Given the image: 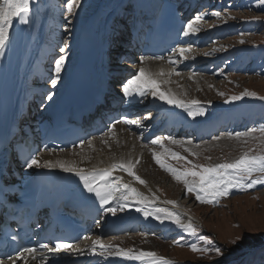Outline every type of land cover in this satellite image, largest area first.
Returning <instances> with one entry per match:
<instances>
[{
  "label": "snow or ice",
  "instance_id": "snow-or-ice-1",
  "mask_svg": "<svg viewBox=\"0 0 264 264\" xmlns=\"http://www.w3.org/2000/svg\"><path fill=\"white\" fill-rule=\"evenodd\" d=\"M33 2L34 0H0V56L4 55L8 46L11 38L10 30L13 28L14 22L18 21L21 25H27L30 22ZM259 2L260 4H264V0H259ZM80 4L81 0H66L65 8L69 17L76 12ZM211 15L219 18L220 13L218 11H213ZM203 19L204 17L202 15H196L183 25V31L180 35L189 37L190 35H195L200 32L199 22ZM66 20L67 24L65 25V30L67 31L72 21L68 19V17H66ZM240 43H244V41L241 40ZM67 47L68 42L65 40L64 45L59 48L60 55L54 59L53 74L49 81L52 89L56 88L60 81V74L65 66V50ZM190 51V45L188 47L173 49V54L167 57L169 65L180 63L179 58L189 59L190 57L187 53ZM212 51H216V49ZM210 54V52L204 53L206 56ZM139 59L141 64L139 69L132 74L129 79L119 84L120 91L126 100L132 101L141 98L142 102L143 99H146L150 95L154 100H159L167 105L181 109L192 120L206 115V109L203 107L201 101L196 99L185 101L173 93L171 88H167L164 91L161 90L162 84L167 85L171 83L166 77L180 75L175 67H172L168 72H165L163 68L158 72H152L144 66V62L147 60H164V57L141 56ZM189 79H191V76H189ZM53 95L54 93L49 91L45 99L51 100ZM218 95L224 96V93H218ZM244 97L258 98L264 101V96L258 97L257 93L245 89L239 95L227 97L224 103L228 104L239 101ZM208 104H211V101H208ZM148 118L149 116L146 115L143 117V120H147ZM115 123H123L129 127L133 125L137 127L144 126L142 119L139 118L130 119L128 117H121V119L115 121L114 124ZM114 124L108 127L107 132L104 134L105 136L114 135ZM225 137L229 140L240 142L242 149L244 145H248L250 142H254L256 147L243 149L238 157L232 160L222 159L221 162L215 164L194 163L192 160H189L187 156L173 151L163 143V141L166 140L171 145L181 147L184 152L188 153V156L199 157L201 152L195 151L194 149L200 148V145L194 144L191 139L181 140L175 139L172 136H156L150 143L152 145H158L162 151H156L154 149L149 150L152 160L163 171L171 175L173 180L183 185L185 195L191 193L200 204L215 205L219 203L220 198L229 196L234 189L243 192L254 188L257 184L264 185V124L249 127L244 131L225 132L222 133L221 136H214L213 139L219 141L221 138ZM102 142L107 143L106 140ZM85 143L90 148L93 146L91 139L87 141L81 140L80 142L81 145ZM206 150L207 149H204V151ZM40 151L52 152L55 150L45 145ZM166 158L183 161L184 163L180 168L173 167L166 162ZM82 159H88V157H82ZM204 159L211 160L212 158L210 156H205ZM137 163H139L138 158L135 162L131 159L127 161L121 160L119 162H113L104 168L93 166L89 170L78 167L74 161L60 159L55 161H41L35 154H29L23 160L25 169H59L64 173L76 176L82 184L84 191L95 197L99 202L100 210L105 214L115 216L117 212H123L126 208L132 207L133 204L131 202H134L135 210L141 213L145 219L151 217L154 220H158L161 224L164 223L165 220H168L188 235L198 237V239L203 241L206 245L205 247H198L196 244H191L189 245L191 251L199 252L204 256H208L212 252H214L217 257L223 256L224 251L221 247L216 246L213 240L208 236L199 235V230L193 225L191 220L186 222L179 213L173 210L177 206L176 201H163L164 205H172L173 209L156 206L155 202L158 197L155 193L146 196L144 193L138 191L137 188L132 187L130 183H120L121 177L112 176L115 170H122L139 184L146 185V181L133 171ZM113 202H115L114 205ZM96 224L100 225V220H97ZM13 239H15V237H13ZM242 239L243 237H236L231 243L236 245L237 242ZM173 243L180 246V241L178 240L173 241ZM70 249L81 255L87 252L88 254L100 255L105 258L108 256L122 257L129 261H139L140 264H172V261L166 260L156 252L134 250L133 248L125 249L111 244H104L100 237L92 240L91 246L87 248L75 247L72 243L63 240L42 242L39 243L38 246L20 248L19 251L15 253V256L8 255L6 260L7 264H17L18 261L29 264V261L46 260L47 256L45 253L68 252ZM247 255L249 259L243 261L242 264H264V245H261L258 251L255 249L250 250ZM209 259H211V257H209ZM0 264H6L5 260L0 259Z\"/></svg>",
  "mask_w": 264,
  "mask_h": 264
},
{
  "label": "rangeland",
  "instance_id": "rangeland-1",
  "mask_svg": "<svg viewBox=\"0 0 264 264\" xmlns=\"http://www.w3.org/2000/svg\"><path fill=\"white\" fill-rule=\"evenodd\" d=\"M85 1L86 0H81L80 7L83 6ZM83 7L85 8L86 6ZM54 8L56 9V7ZM73 17L74 15H71L68 18L71 20ZM209 17L211 18L206 20L204 26V28H206L204 30L210 28L211 30L209 31L215 34L213 43L209 44V46L207 43L205 47L201 48V44L195 42L198 48H192V52H195L197 49L198 51L196 53L210 52L211 54L207 56H215V58L219 57L221 54L226 59L236 60L237 62H241L238 60V57L241 53H244L246 61L250 59L247 73H235V75L232 76L230 75L231 72L228 74L219 71L213 76H207L203 74H192L190 71L176 70L180 75L166 77L171 83L163 86V89L166 90L170 84L172 86L174 84L175 87L172 88V91L179 98L185 101L191 99L201 101L203 107L206 109L205 116H209L213 112H219L221 110L235 109L238 106L236 104L238 102L258 99L244 97L239 101L228 104L224 103L227 97L239 95L245 89L257 93L258 97L264 96V4H260L259 0H234L223 8L219 18L213 17L212 15ZM244 19H246L247 22L240 23V20L243 21ZM231 21L235 23L237 27L240 26L237 34L221 36L217 28L212 29V27H216V24H227ZM225 27H227V25ZM241 40H243L244 43H240ZM239 47L242 48L237 50L236 48ZM213 49H216V51H212ZM196 58L197 60L204 59L202 56ZM228 67L229 65L225 64L224 71H227L225 68ZM189 76H191L193 81L189 79ZM171 85L170 87H172ZM176 87H178V89ZM197 93L201 94L197 95ZM218 93H224V96H220ZM208 101H211V104H208ZM153 103L154 99L151 104ZM175 139L186 140L176 137ZM230 141L234 142L225 137L221 138L219 141L211 140L197 143L200 145V148L194 150L201 152L199 157L188 156V153L184 152L181 147L171 145L166 140L163 141V143L166 147L181 153V155L187 156L189 160L197 164H215L221 162L222 159L232 160L238 157L243 149L256 147L254 142H250L248 145H244L242 149L238 141L234 142L237 144L235 146H233V144L221 146V144ZM150 149L162 151L158 145L151 146ZM204 149L207 150L204 151ZM80 151L81 150L78 149L76 153ZM146 154L151 158L152 165H150L148 172H144V176L145 179H152L156 192L162 197L161 200L176 201L178 204L177 207H180V209L183 208L182 210L185 212L187 211V213L191 215L192 220H195L193 225L199 230V235H206L212 239L216 246L221 247L224 251V255L217 257L215 253L212 252L208 256H204L199 252L191 251L189 247L191 244H196L198 247H205L206 245L203 241L199 240L198 237L190 236L178 227L173 229L175 232L172 233V238L170 240L169 238L166 240L165 237L163 238L157 235L156 232L150 235L137 233L123 240L117 239L118 241L111 237L104 240L120 248H133L134 250L146 249L145 251L156 252L166 260L172 261V264H242L243 261L249 259L247 254L250 250L255 249L258 251L261 245H264V185L257 184L254 188L243 192L234 189L229 196L220 198L219 203L215 205L200 204L191 193L185 195L183 185L173 180L171 175L163 171L152 160L150 150L146 151ZM205 156H210L212 159L205 160ZM166 162L177 168H180L184 163L183 161H176L170 158H166ZM107 215V218L113 216L111 214ZM148 236L152 237V240L149 239ZM135 237L138 238L136 239ZM236 237H243V239L238 241L236 245H233L231 241ZM177 240L180 241V246L173 243V241ZM209 257H211V259H209ZM129 263L135 264L133 262Z\"/></svg>",
  "mask_w": 264,
  "mask_h": 264
},
{
  "label": "bare ground",
  "instance_id": "bare-ground-1",
  "mask_svg": "<svg viewBox=\"0 0 264 264\" xmlns=\"http://www.w3.org/2000/svg\"><path fill=\"white\" fill-rule=\"evenodd\" d=\"M86 1L89 2V5L91 4L90 0H86ZM93 2H94V0H93ZM88 7L87 8H84L83 6L78 7L77 8L78 9L77 10V16L79 17L82 14H84L87 11ZM45 11H46V9L44 7V4L41 1H40V6H38V7L33 6L31 9L30 22H29V32H28V35L24 41V45H26L28 43V51L26 53L25 63L30 60L31 51H32L33 47L35 46L37 37L40 36V33L43 29V26H44L43 22L44 21H43V18L41 19V17H42V15L45 14ZM93 21H95V20H93ZM206 24H208V23H206ZM202 26H204V25H201V27ZM204 29L202 28L201 31H204ZM49 31H50V29H49ZM94 33H96L95 29H94ZM209 33L210 32H207L206 35H209ZM51 35H52V33L49 32V37ZM98 52H99V44L97 41H95L94 49H93V56H92L90 63L87 67V73L88 74H92L96 70ZM58 53H59V51H58ZM65 55H66V61H65V63H66L70 59V56H69V54H65ZM140 66H141V64L139 63L138 65H136V67L133 70L137 71ZM144 66L152 72H158L160 70V66H162L163 69L165 68V66L162 65L160 62L151 61V60L145 61ZM12 74H14L16 76L14 78H11L10 80H8V83L5 87V90H4V92L0 98V124H2L3 126H6V120L7 119L13 118L15 116L13 113H14V110L16 109L17 101L20 99V93L26 92L27 91L26 89L28 88L27 85L23 81V75H21L19 73H12ZM170 85H169V87H170ZM163 86H164V84L161 85L162 91L165 90V89H163ZM173 87H175L174 84L170 88L172 89ZM176 88L178 89V87H176ZM198 94L199 93H197V95ZM147 98L151 99L152 97L149 95ZM201 98H202V96H201ZM132 101L136 102L137 104H140V103H144L145 99H143L142 102H141V98H137L136 100H132ZM142 106H145V107L147 106V108H153V111L155 113H157V112L166 113V112H169V110H176V111L181 110V109L176 108L174 106L167 105V104H165L159 100H154L153 104H147V105H142ZM142 106L135 105L134 109H140V108H142ZM167 114L169 115V113H167ZM186 117H188L187 114L184 111H182L181 114L174 116V119L179 121V122H187ZM42 119L43 118L41 117L40 121ZM145 122L146 123H143V125H144L143 127H137L135 125L129 127L123 123H119V124L115 125L113 128L114 135H109V136L104 135L100 139H98L97 137L92 138L91 140L93 142V146L90 148L85 143L84 145L79 147V148H81V151L78 153H74L75 150H77V149H73L72 151H68V152H64V153H40L37 156V158L40 159L41 161H43V160L55 161L57 159L66 160V161H74L78 167L89 169V170L93 166H96L98 168H104V167L109 166L113 162H119L121 160L127 161V160L131 159L133 162H135L138 158L139 163L136 164L133 171L137 175H139L143 180L146 181V185L139 184L138 182L133 180L132 177L128 176L127 173H125L122 170H115L112 173V176L113 177H117V176L121 177L120 183H122V184L123 183H130L132 187L137 188L138 191L144 193L146 196H150L152 193H155V195L158 197V199L155 202L156 206L168 207L169 209H173L172 205H164L163 204V201L161 200L162 197L156 192L155 186L153 184L154 182H152V179H150V178L145 179L144 172L145 171L148 172L150 165H152L151 158L148 156V154H146V150H144V147L140 146V144L136 141V138L134 137V135L132 133H130L131 130H135V132H138L139 129L146 128V124L148 123V121H145ZM146 136L147 135H145V138H146ZM103 140H106L107 143H103L102 142ZM233 141L237 142L236 140H233ZM234 142L230 141L227 143H223V144H221V146L222 145L227 146V145H231V144H233V146L237 145ZM82 157H88V159H82ZM48 170L52 171V172L63 173L59 169H43V168L36 169V168H32V171L23 170L22 176L23 177H29L34 173H38L41 171H48ZM114 203L115 202H113V205H114ZM131 203L133 204V206L126 208L127 212L123 215H120V216H123L126 219H132L133 221H135L136 223H138L142 226L155 227L154 230L157 233H159L160 235H166L167 233L173 232L174 231L173 229L175 227H177L176 225L172 224L168 220H165L164 223L161 224L158 220H154L151 217H148L147 219H145L141 213H139L135 210V203L134 202H131ZM177 206H178V204H177ZM177 206L173 210L175 212L179 213L181 215V217L186 222L188 220H191L192 223L195 221V220L194 221L192 220L191 215L188 214L187 211L185 212L182 210L183 208L180 209V207H177ZM117 217H119V216H110L109 218H107L106 222H108V224L105 226L100 225L97 228L95 235L105 234V228L107 226H110L111 223L117 219ZM132 238H134V237H132ZM135 238L137 239L138 237H135ZM151 238L152 237H149V239H151ZM103 243H104V241H103ZM86 244L89 245V243H84L83 245H86ZM90 246H91V244H90ZM97 251H99V250H97ZM86 254L88 256H91V257L92 256H99V255H91V254H88L87 252H86ZM101 258H104L106 260V263H110V264H113V263H120L121 264V263H129V262H133V263L137 264L139 262V261H129V260H126L122 257H114V256L113 257L108 256L107 258L101 256ZM65 260H68V259L63 258V257H58V258H55L53 260L29 261V264H63L66 262ZM17 264H24V262L18 261Z\"/></svg>",
  "mask_w": 264,
  "mask_h": 264
},
{
  "label": "trees",
  "instance_id": "trees-1",
  "mask_svg": "<svg viewBox=\"0 0 264 264\" xmlns=\"http://www.w3.org/2000/svg\"><path fill=\"white\" fill-rule=\"evenodd\" d=\"M257 244V243H256Z\"/></svg>",
  "mask_w": 264,
  "mask_h": 264
}]
</instances>
